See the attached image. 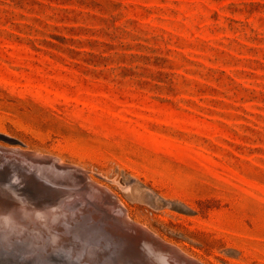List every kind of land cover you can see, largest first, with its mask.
<instances>
[{"label": "rangeland", "instance_id": "obj_1", "mask_svg": "<svg viewBox=\"0 0 264 264\" xmlns=\"http://www.w3.org/2000/svg\"><path fill=\"white\" fill-rule=\"evenodd\" d=\"M17 148L86 171L196 264H264V0H0Z\"/></svg>", "mask_w": 264, "mask_h": 264}, {"label": "bare ground", "instance_id": "obj_2", "mask_svg": "<svg viewBox=\"0 0 264 264\" xmlns=\"http://www.w3.org/2000/svg\"><path fill=\"white\" fill-rule=\"evenodd\" d=\"M0 155L5 160H16L14 164L8 162L6 168L4 165L3 172L0 169V249L13 248L19 254L24 253L21 258L15 252L16 263L196 264L176 248L163 245L161 239L149 230L130 222L125 205L109 189L99 188L106 195L105 199L113 201L119 209L104 205L101 197L93 196L92 201L87 198L86 190L56 182L35 170V166L49 162L59 167L75 166L66 165L51 156L23 152L19 148L0 149ZM75 168L81 170L94 185L86 171ZM20 173L24 187L18 182ZM73 196H81V199L67 200ZM88 204L94 205L100 216ZM82 209H85L84 215L80 216L79 210ZM102 214L114 223L111 224ZM31 254L34 257L29 259ZM111 254L113 258L110 260ZM114 256H117L116 259ZM9 257L15 258L13 254Z\"/></svg>", "mask_w": 264, "mask_h": 264}, {"label": "water", "instance_id": "obj_3", "mask_svg": "<svg viewBox=\"0 0 264 264\" xmlns=\"http://www.w3.org/2000/svg\"><path fill=\"white\" fill-rule=\"evenodd\" d=\"M35 170L39 172L41 175L51 179L55 180L56 182L67 184L69 186L75 187L80 190H86L87 198L93 201V196L95 197H101L103 199V204L116 207L117 205L113 203V201L108 202L105 198L106 195L104 192L99 189L98 187L92 185L86 175L79 169L75 167H59L58 165L49 162L42 165L35 166ZM119 209V208H118ZM105 219H107L111 224L114 223V221L107 216L103 215ZM117 230V229H116ZM120 234L121 231L117 230Z\"/></svg>", "mask_w": 264, "mask_h": 264}]
</instances>
